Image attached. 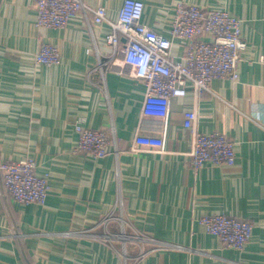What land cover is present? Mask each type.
<instances>
[{
	"label": "crops",
	"instance_id": "crops-1",
	"mask_svg": "<svg viewBox=\"0 0 264 264\" xmlns=\"http://www.w3.org/2000/svg\"><path fill=\"white\" fill-rule=\"evenodd\" d=\"M84 1L116 20L124 0ZM142 1L143 21L172 39L177 60L186 47L171 34L180 2L227 9L241 19L247 43L238 80L215 78L213 92L200 97L189 85L172 99L161 150H133L146 86L127 73L122 51L110 68L101 66L111 52L109 22L90 26L77 17L65 28L39 27L35 0H0V163L32 156L50 184L44 204H23L4 190L0 172V264H264V0ZM42 42L59 46L61 63L35 62ZM187 110L197 112L200 131L235 142L234 164L193 168ZM78 120L111 137L104 156L74 150ZM121 212L131 229L184 248L148 245L137 258L139 247L130 244L125 258L120 240L102 237L106 228L98 224ZM213 212L254 223L243 250L199 222ZM84 229L93 234H65ZM109 229L118 230L117 220Z\"/></svg>",
	"mask_w": 264,
	"mask_h": 264
},
{
	"label": "built area",
	"instance_id": "built-area-1",
	"mask_svg": "<svg viewBox=\"0 0 264 264\" xmlns=\"http://www.w3.org/2000/svg\"><path fill=\"white\" fill-rule=\"evenodd\" d=\"M37 17L35 24L45 28H65L71 19L81 17L90 26L109 22L111 31L105 42L111 52L101 66L110 68L111 63L122 51L125 62L130 66V76L142 80L146 86L141 114L133 138V150L157 149L165 146L169 125L171 102L175 97H184L191 85L196 97L213 92L215 78H239V65L247 43L241 32V19L224 8L205 9L198 4L178 3L171 21V34L185 41L182 59L171 54L173 41L157 32L143 21L144 2L124 0L116 20H109L106 7L92 6L84 0H35ZM209 39H203V35ZM124 41L122 42V39ZM38 64L61 63L62 53L58 45L42 42L34 55ZM264 65V54L258 57ZM198 114L195 110L184 113L183 124L191 129V162L195 170L203 164L232 165L236 160L235 142L224 132H202L197 127ZM78 140L74 150L102 157L108 152L111 137L103 128H92L84 120L75 124ZM37 161L32 156L20 160L0 163L2 185L13 199L23 204H44L50 184L49 176L36 172ZM120 208L123 206L120 200ZM118 222V230L110 232L109 223ZM199 222L208 233L215 235L226 246L243 250L250 241L254 223L248 219L230 216L224 212L204 214ZM99 225L106 231L102 237L118 239L122 243V255L127 258L130 244L139 247L137 258L145 253L146 246L152 250L163 248L183 249L184 246L164 242L152 235L131 229L130 223L120 215L109 214ZM66 235H91L89 230H68Z\"/></svg>",
	"mask_w": 264,
	"mask_h": 264
}]
</instances>
